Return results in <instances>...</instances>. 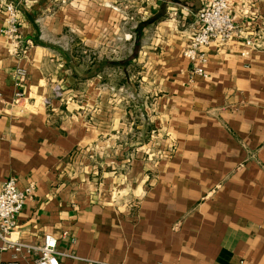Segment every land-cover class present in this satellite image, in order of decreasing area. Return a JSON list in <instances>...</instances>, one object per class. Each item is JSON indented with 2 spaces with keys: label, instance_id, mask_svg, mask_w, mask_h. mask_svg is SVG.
<instances>
[{
  "label": "crops",
  "instance_id": "crops-1",
  "mask_svg": "<svg viewBox=\"0 0 264 264\" xmlns=\"http://www.w3.org/2000/svg\"><path fill=\"white\" fill-rule=\"evenodd\" d=\"M15 2L33 45L0 2V185L33 194L13 238L53 235L61 264H264V51L244 55L264 0H231L207 78L184 56L207 0Z\"/></svg>",
  "mask_w": 264,
  "mask_h": 264
},
{
  "label": "built area",
  "instance_id": "built-area-1",
  "mask_svg": "<svg viewBox=\"0 0 264 264\" xmlns=\"http://www.w3.org/2000/svg\"><path fill=\"white\" fill-rule=\"evenodd\" d=\"M0 2H5L7 12L6 25L2 32L11 40L14 48L22 56H26L33 41L24 39L22 35L20 9L15 0H0ZM230 5L231 0H207L197 12V27L184 50V56L193 65L194 74L207 78L209 76L207 71L208 48L211 46L220 48L226 45L240 30L236 15L231 11ZM244 41L247 46L244 55L255 50L264 51V27L251 29L244 37ZM26 73L25 68L17 69L21 81L25 79ZM23 97L22 92H17L16 101ZM32 194L33 186L25 191L21 190L13 177L0 185V251L11 254L6 264H21V261L34 250H37V253L31 260L33 264H61L60 256L64 253L58 250V240L53 235L47 234L44 244L37 248L13 238L18 214L22 211L25 200Z\"/></svg>",
  "mask_w": 264,
  "mask_h": 264
},
{
  "label": "rangeland",
  "instance_id": "rangeland-1",
  "mask_svg": "<svg viewBox=\"0 0 264 264\" xmlns=\"http://www.w3.org/2000/svg\"><path fill=\"white\" fill-rule=\"evenodd\" d=\"M130 9H131V8L125 10L126 12H125L124 14H125L126 16H127V15L131 16V15L134 14V12H133V11H130ZM135 13H136V12H135ZM104 47H105V48H103V50L106 51V50H107V46H104ZM132 93L134 94V95L132 94V97L136 100V98H137V93H138V92L132 91ZM135 93H136V94H135Z\"/></svg>",
  "mask_w": 264,
  "mask_h": 264
},
{
  "label": "trees",
  "instance_id": "trees-1",
  "mask_svg": "<svg viewBox=\"0 0 264 264\" xmlns=\"http://www.w3.org/2000/svg\"><path fill=\"white\" fill-rule=\"evenodd\" d=\"M90 75V74H87V76Z\"/></svg>",
  "mask_w": 264,
  "mask_h": 264
}]
</instances>
